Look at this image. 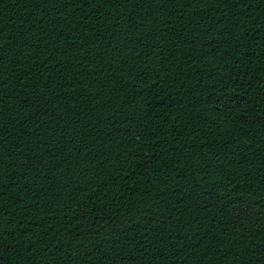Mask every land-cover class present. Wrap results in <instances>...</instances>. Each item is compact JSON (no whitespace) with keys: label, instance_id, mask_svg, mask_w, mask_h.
Segmentation results:
<instances>
[{"label":"trees","instance_id":"trees-1","mask_svg":"<svg viewBox=\"0 0 264 264\" xmlns=\"http://www.w3.org/2000/svg\"><path fill=\"white\" fill-rule=\"evenodd\" d=\"M0 96V264H264V0H0Z\"/></svg>","mask_w":264,"mask_h":264},{"label":"snow or ice","instance_id":"snow-or-ice-1","mask_svg":"<svg viewBox=\"0 0 264 264\" xmlns=\"http://www.w3.org/2000/svg\"><path fill=\"white\" fill-rule=\"evenodd\" d=\"M93 2H95V0H93ZM195 2H199V0H195ZM216 3H222L225 5H231V6H236L239 4H247V0H235L234 3H232V0H215ZM159 30H162L159 29ZM239 60H236L235 63H239ZM140 63H147L146 61H140ZM140 75L143 77L140 80L141 84H146L147 80H153L156 84L157 87H159L163 81L161 80L159 73L153 71L151 69V66L149 65V67L147 69H140ZM4 97L0 96V123L3 122L4 120ZM137 136L139 137H143L144 136V132L141 130L137 133ZM15 230H13L12 233L13 234ZM3 251H5V236H4V228H3V222L0 221V255H2ZM91 253V252H89Z\"/></svg>","mask_w":264,"mask_h":264}]
</instances>
